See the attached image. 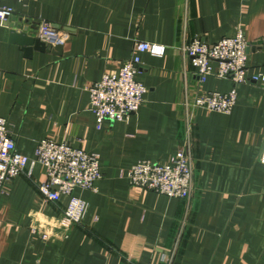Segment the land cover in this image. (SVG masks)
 <instances>
[{"label":"crops","instance_id":"0c3cea01","mask_svg":"<svg viewBox=\"0 0 264 264\" xmlns=\"http://www.w3.org/2000/svg\"><path fill=\"white\" fill-rule=\"evenodd\" d=\"M30 35L39 20L69 32L59 53L10 40L0 24V115L16 150L33 157L40 140L67 142L99 156L95 190L79 223L65 217L69 196L45 200L34 164L0 191V264H264V77L236 87L229 113L192 106L232 83L196 67L181 47L213 43L240 30L264 41V0H0ZM9 21H11L9 19ZM138 41L163 44L140 53L136 79L147 89L127 121L99 126L88 87L118 71ZM249 75L264 76V45L247 52ZM185 149L192 192L173 198L132 186L125 171L139 160L165 163Z\"/></svg>","mask_w":264,"mask_h":264},{"label":"built area","instance_id":"2783aa9c","mask_svg":"<svg viewBox=\"0 0 264 264\" xmlns=\"http://www.w3.org/2000/svg\"><path fill=\"white\" fill-rule=\"evenodd\" d=\"M12 13L11 7H0V24L11 22L14 19ZM29 32L31 36L52 47L62 45L70 35L68 31L55 28L44 20L31 24ZM250 46L243 33L237 30L233 35L224 36L213 43L195 37L181 47L182 53L190 57L196 67L200 82L215 76L227 79L233 85L225 93L212 91L196 97L192 101L193 107L229 113L237 99L236 87L260 82L264 76L249 75L247 72V49ZM165 49L160 43L135 42L134 53L118 71L104 73L88 87V109L94 114L98 126L104 120L127 121L137 113L147 91L136 79L142 66L140 53L161 56ZM259 162L264 164V142ZM36 163L41 164L45 172L44 179L38 184L40 195L47 201H56L62 194L69 196L63 215L69 222L79 223L85 202L75 196L73 191L76 188L96 189V182L102 178L99 156L67 142L43 139L37 144L33 157H28L16 150L7 121L0 115V191L6 182L18 175L26 173L30 176ZM124 177L132 186L147 188L168 197L188 198L192 192V168L190 156L185 149L165 163L139 160L125 171Z\"/></svg>","mask_w":264,"mask_h":264},{"label":"water","instance_id":"95a60500","mask_svg":"<svg viewBox=\"0 0 264 264\" xmlns=\"http://www.w3.org/2000/svg\"><path fill=\"white\" fill-rule=\"evenodd\" d=\"M3 24L9 27L10 40L12 42L22 45L26 53L30 52V49L32 50V48H35L38 50H49V51H52L53 53H59L61 50V45H56L52 47V46L46 45L44 42H42L38 38L27 34L26 28L22 27L20 23L15 22L14 19H12V21L9 23L5 22ZM257 45H264V41L253 42L250 48L247 49V52L249 50L255 49Z\"/></svg>","mask_w":264,"mask_h":264}]
</instances>
